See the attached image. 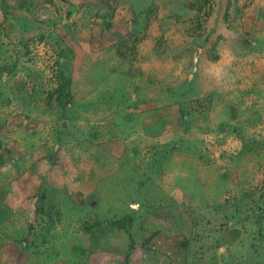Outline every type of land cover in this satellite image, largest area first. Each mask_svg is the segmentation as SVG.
<instances>
[{
  "label": "rangeland",
  "instance_id": "374dc122",
  "mask_svg": "<svg viewBox=\"0 0 264 264\" xmlns=\"http://www.w3.org/2000/svg\"><path fill=\"white\" fill-rule=\"evenodd\" d=\"M154 232L264 264V0H0V264H175Z\"/></svg>",
  "mask_w": 264,
  "mask_h": 264
},
{
  "label": "trees",
  "instance_id": "16d2710c",
  "mask_svg": "<svg viewBox=\"0 0 264 264\" xmlns=\"http://www.w3.org/2000/svg\"><path fill=\"white\" fill-rule=\"evenodd\" d=\"M56 86L48 93L47 101L49 104L57 103L60 106L65 104L69 105L72 99L71 85L72 81L70 77H66L61 68H57L55 76ZM182 118H185V114L182 113ZM127 221L131 222V216L127 217ZM129 244L127 248L126 258L129 257V253L133 250V240L129 237ZM160 241L161 243H158ZM143 248L146 249H158V251L167 253L168 258L175 262V264H187L188 262V248L189 240L186 236L177 235L172 237L164 236L160 232H154L143 243Z\"/></svg>",
  "mask_w": 264,
  "mask_h": 264
}]
</instances>
